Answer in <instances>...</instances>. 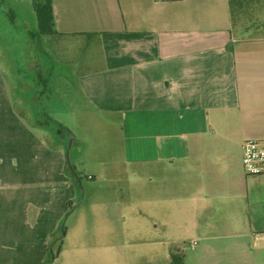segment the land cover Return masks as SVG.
Here are the masks:
<instances>
[{"label":"crops","instance_id":"0c3cea01","mask_svg":"<svg viewBox=\"0 0 264 264\" xmlns=\"http://www.w3.org/2000/svg\"><path fill=\"white\" fill-rule=\"evenodd\" d=\"M263 7L264 0H53L58 34L97 38L105 52L78 77L85 100L100 113L134 114L131 162L141 181L133 199L124 197L167 264L172 253L185 264L263 255L264 209L253 205V185L264 176L245 175L241 164L244 142L264 136V15L256 16ZM248 22L256 23L251 36L243 33ZM19 37L11 40L30 43L28 33ZM10 90L0 72V264H15L16 243L26 257L37 234L28 204L16 203L25 187L16 185L31 188L33 174L41 189L50 176ZM23 158L25 175L16 171Z\"/></svg>","mask_w":264,"mask_h":264},{"label":"rangeland","instance_id":"374dc122","mask_svg":"<svg viewBox=\"0 0 264 264\" xmlns=\"http://www.w3.org/2000/svg\"><path fill=\"white\" fill-rule=\"evenodd\" d=\"M257 15H264V7ZM254 24L248 22L249 28ZM39 29L33 0H0V72L12 87L14 112L50 173L41 189L33 174L31 188L26 183L15 187H25L16 203L28 204L30 224L37 229L27 244L29 257L20 243L14 244L15 264H167L161 246L159 255L155 249L151 229L139 223L136 206L124 197L133 199L141 181L137 173L142 169L131 162L133 112L126 117L100 113L80 91L78 77L96 69L103 48L97 38L62 36L57 28L53 35L32 36L29 44V39L20 46L11 40ZM253 29L243 33L251 36ZM254 139L264 136L248 140ZM28 166L25 158L16 161V171L24 175ZM118 188L126 190L117 193ZM262 193L264 179H258L253 205L264 209ZM178 245L185 249L189 243ZM231 264H264V251L261 259Z\"/></svg>","mask_w":264,"mask_h":264},{"label":"trees","instance_id":"16d2710c","mask_svg":"<svg viewBox=\"0 0 264 264\" xmlns=\"http://www.w3.org/2000/svg\"><path fill=\"white\" fill-rule=\"evenodd\" d=\"M33 10L38 21L40 32L28 33L29 38L37 37L38 34H56L54 16H53V0H33ZM170 264H184V257L179 254H172Z\"/></svg>","mask_w":264,"mask_h":264},{"label":"built area","instance_id":"2783aa9c","mask_svg":"<svg viewBox=\"0 0 264 264\" xmlns=\"http://www.w3.org/2000/svg\"><path fill=\"white\" fill-rule=\"evenodd\" d=\"M241 162L245 175H264V139L245 141L242 146Z\"/></svg>","mask_w":264,"mask_h":264},{"label":"water","instance_id":"95a60500","mask_svg":"<svg viewBox=\"0 0 264 264\" xmlns=\"http://www.w3.org/2000/svg\"><path fill=\"white\" fill-rule=\"evenodd\" d=\"M72 137H73V136H71V138H70L69 144H71V141H72Z\"/></svg>","mask_w":264,"mask_h":264}]
</instances>
